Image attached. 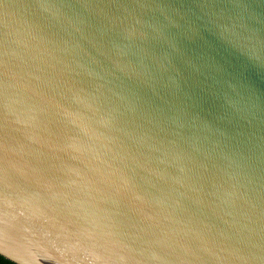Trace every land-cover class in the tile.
<instances>
[{"label":"water","instance_id":"95a60500","mask_svg":"<svg viewBox=\"0 0 264 264\" xmlns=\"http://www.w3.org/2000/svg\"><path fill=\"white\" fill-rule=\"evenodd\" d=\"M248 41L264 50V0H0V255L264 264V65ZM65 83L94 98L74 110L111 137L115 164L14 103L60 113ZM101 178L122 194L98 192Z\"/></svg>","mask_w":264,"mask_h":264},{"label":"clouds","instance_id":"9594fccd","mask_svg":"<svg viewBox=\"0 0 264 264\" xmlns=\"http://www.w3.org/2000/svg\"><path fill=\"white\" fill-rule=\"evenodd\" d=\"M245 55L248 60L254 65H264V50H262L257 44L253 41H248L245 46ZM53 75L61 79L62 81H67L71 77V71H64L62 69H53ZM67 108L63 109L60 113L53 114L49 108L46 106H41L35 104L29 100H18L15 101L17 105L21 108L24 114H26L33 125H40L45 121L55 117L58 119V122L63 123V125L68 129H80L87 133L92 140V143L88 146L87 151L93 154L97 159L103 157H111L112 163L115 164L118 160V156L115 153L114 149L109 146L111 142V137L105 133H97L96 131L90 129L88 125L85 124L83 118L79 112L74 110L75 106H89L90 101L94 98H90L88 93L84 88L77 86L75 83H65L64 87V96H63ZM6 107L8 101H5ZM98 114V113H97ZM116 117L114 115L101 116L98 121L102 127L112 130V126L115 123ZM68 146L75 151H83L76 137L73 135L68 136ZM247 166V159L242 158V163L239 166L240 174L243 175ZM132 181L129 179L126 181V184H131ZM98 187L97 191L101 193L111 192L115 190L116 195H121L122 190L117 188V182L112 180L106 182L103 178L97 181ZM244 187V185H241ZM234 199L243 200L245 203H248L247 197L239 192V189L234 193ZM246 219L249 218L247 212L244 213ZM247 228V226H245ZM249 233L253 232V229L247 228ZM256 259V257H253ZM0 264H12V262L6 259L3 256H0Z\"/></svg>","mask_w":264,"mask_h":264},{"label":"trees","instance_id":"16d2710c","mask_svg":"<svg viewBox=\"0 0 264 264\" xmlns=\"http://www.w3.org/2000/svg\"><path fill=\"white\" fill-rule=\"evenodd\" d=\"M1 256V255H0ZM7 259V258H6ZM12 262V261H11ZM12 264H16V263H14V262H12Z\"/></svg>","mask_w":264,"mask_h":264}]
</instances>
